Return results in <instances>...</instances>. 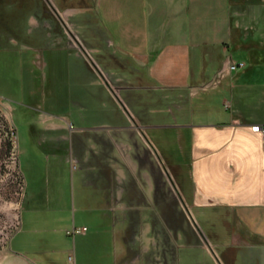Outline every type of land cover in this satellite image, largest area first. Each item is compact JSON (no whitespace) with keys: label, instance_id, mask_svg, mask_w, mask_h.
I'll return each instance as SVG.
<instances>
[{"label":"crops","instance_id":"obj_1","mask_svg":"<svg viewBox=\"0 0 264 264\" xmlns=\"http://www.w3.org/2000/svg\"><path fill=\"white\" fill-rule=\"evenodd\" d=\"M114 1L96 0L99 23L116 51L129 57L137 71H145L138 75L142 84L117 91L139 88L167 98L187 94L189 102L176 104L181 120L175 122L150 124L130 111L128 123L121 117L88 128L101 135L94 146L98 156L90 157L93 146L86 151L81 139L75 159L100 192L79 195L89 202L79 206L74 195L73 229L87 227L77 224L78 211L98 210L107 224L76 234L82 233L85 242L107 234L115 247L118 242L119 264H202L204 258L214 264H264V134L253 129L264 125V0L245 5L231 0ZM120 2L130 8L122 10ZM233 47L239 58L227 54ZM195 52L203 58L199 66ZM232 62L245 65L231 69ZM213 93L221 94L224 107L211 104ZM217 109L227 111L217 115ZM197 112L207 114L196 118ZM157 127L176 130L181 141L178 159L164 155L168 180L145 138L148 129ZM173 165L181 173L176 192L168 170ZM93 199L98 200L94 205ZM34 220L29 229H38ZM19 243L0 250V264L60 262L46 258L47 251L31 254L22 247L24 240Z\"/></svg>","mask_w":264,"mask_h":264},{"label":"rangeland","instance_id":"obj_2","mask_svg":"<svg viewBox=\"0 0 264 264\" xmlns=\"http://www.w3.org/2000/svg\"><path fill=\"white\" fill-rule=\"evenodd\" d=\"M127 4L119 6L127 10ZM95 5L96 0H0V250L24 240L25 250L47 251L45 257L58 259V264L121 263L118 242L115 247L107 234L85 242L82 233H73L74 195L79 206L89 203L79 195L100 192L75 159V146L83 139L86 151L93 146L90 157L98 156L94 146L101 135L88 128L121 117L127 122L129 111L150 124L175 122L181 120L176 104L189 102L187 94L167 98L139 88L117 91L142 84L137 76L145 71H137L112 46ZM112 12L110 18L115 17ZM237 52L233 47L227 54L237 58ZM194 54L199 66L203 58ZM211 97V104L224 107L221 94ZM206 114L197 112L196 118ZM145 138L168 180L164 155L181 156L176 130L151 128ZM168 170L176 183L171 191L176 192L180 169L173 165ZM159 189L165 190L162 184ZM41 195L55 199L43 200ZM98 212L78 211L77 224L106 225L107 218ZM31 219L38 229L28 228ZM202 264L214 261L204 258Z\"/></svg>","mask_w":264,"mask_h":264},{"label":"built area","instance_id":"obj_3","mask_svg":"<svg viewBox=\"0 0 264 264\" xmlns=\"http://www.w3.org/2000/svg\"><path fill=\"white\" fill-rule=\"evenodd\" d=\"M245 65L244 62H232L231 65H230V68L231 69H237L239 67H243ZM253 129L256 130V131H262L263 134H264V125H254L253 126ZM87 227H81V228H74L73 229V233H76V232H84L86 231Z\"/></svg>","mask_w":264,"mask_h":264},{"label":"trees","instance_id":"obj_4","mask_svg":"<svg viewBox=\"0 0 264 264\" xmlns=\"http://www.w3.org/2000/svg\"><path fill=\"white\" fill-rule=\"evenodd\" d=\"M231 2L235 5H245L248 3H260L262 0H231ZM138 77V76H137Z\"/></svg>","mask_w":264,"mask_h":264},{"label":"water","instance_id":"obj_5","mask_svg":"<svg viewBox=\"0 0 264 264\" xmlns=\"http://www.w3.org/2000/svg\"><path fill=\"white\" fill-rule=\"evenodd\" d=\"M129 113H130V111H129Z\"/></svg>","mask_w":264,"mask_h":264}]
</instances>
